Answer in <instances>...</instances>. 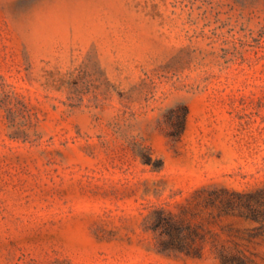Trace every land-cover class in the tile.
<instances>
[{"label":"rangeland","instance_id":"rangeland-1","mask_svg":"<svg viewBox=\"0 0 264 264\" xmlns=\"http://www.w3.org/2000/svg\"><path fill=\"white\" fill-rule=\"evenodd\" d=\"M216 187L264 188V0H0V264H223L213 235L264 264ZM160 207L202 256L159 250Z\"/></svg>","mask_w":264,"mask_h":264},{"label":"trees","instance_id":"trees-1","mask_svg":"<svg viewBox=\"0 0 264 264\" xmlns=\"http://www.w3.org/2000/svg\"><path fill=\"white\" fill-rule=\"evenodd\" d=\"M185 110V107H184ZM185 127V112L180 119L178 130L182 133ZM203 193L202 202L212 206L220 215H239L260 223L259 228L264 231V188L252 191H237L227 187L201 188L196 195ZM183 208L174 211L165 207L156 208L147 217V228L155 231L158 237L159 250L167 254H186L202 256L208 237L205 229L190 222L186 218ZM212 251L221 259L223 264H235L243 259L239 249H233L220 244L213 235Z\"/></svg>","mask_w":264,"mask_h":264}]
</instances>
